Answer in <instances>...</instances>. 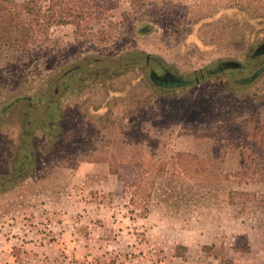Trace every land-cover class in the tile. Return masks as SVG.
<instances>
[{
	"label": "rangeland",
	"instance_id": "374dc122",
	"mask_svg": "<svg viewBox=\"0 0 264 264\" xmlns=\"http://www.w3.org/2000/svg\"><path fill=\"white\" fill-rule=\"evenodd\" d=\"M128 10L125 0L92 30ZM257 12L264 17V0ZM205 24L170 37L169 22L146 36L130 22L107 44L57 27L56 56L0 70V264H264V209L247 201L263 186L231 177L264 107L228 144L188 127L249 74L222 70L194 82L196 73L257 54L264 20L238 47L211 42L217 29ZM141 53L159 75L164 60L183 85L156 86L146 65L123 68Z\"/></svg>",
	"mask_w": 264,
	"mask_h": 264
},
{
	"label": "trees",
	"instance_id": "16d2710c",
	"mask_svg": "<svg viewBox=\"0 0 264 264\" xmlns=\"http://www.w3.org/2000/svg\"><path fill=\"white\" fill-rule=\"evenodd\" d=\"M124 1L0 0V70L4 72L21 62H37L43 56H56L60 40L53 38V31L62 26L71 25L78 36L107 44L119 40L126 33L124 25L130 22H134L131 31L139 36L158 33L157 24L169 22L174 24L172 31L166 28V35L170 37H176L174 33L181 32L182 29L188 32L193 27L206 23V27L214 25L217 29L214 37L210 35L211 42L229 38L238 47L250 41V24L264 20L257 12L261 0H128L129 10L122 13L121 21L110 22L95 32L92 30L94 25L112 17L113 12ZM230 11L234 13L231 19L225 14ZM246 54V60L235 58L218 64L214 70L209 68L196 73L199 74L200 81L208 76L221 74L222 70H240L249 74L233 81L231 90L239 89L242 92L235 91L229 96L216 98L205 109L201 108L200 117L188 125L192 133L202 130L212 132L221 139H226L225 143L228 144L233 133L242 132L245 117L254 108L264 107V83H259L264 76V62L260 65L257 63L259 58L264 57V45L257 50V54H250L249 51ZM134 55L128 53L124 58L131 60ZM141 55V60L130 61L123 68L146 65L149 67L150 79L156 86L170 87L171 84L156 82L154 77L158 72L150 68L151 56L145 53ZM157 66L162 71L160 75L173 74L164 60H159ZM238 93L244 95H236ZM146 102L143 101L140 111L144 109L143 104ZM243 135L242 145L239 146L240 159L231 177L240 184L262 185L263 192H248L247 201L260 203L264 209V121L256 123L251 131Z\"/></svg>",
	"mask_w": 264,
	"mask_h": 264
},
{
	"label": "flooded vegetation",
	"instance_id": "af4514ba",
	"mask_svg": "<svg viewBox=\"0 0 264 264\" xmlns=\"http://www.w3.org/2000/svg\"><path fill=\"white\" fill-rule=\"evenodd\" d=\"M196 73V72H195ZM198 75L199 74H197V76H196V79H197V82H200V80L198 79ZM157 77H156V79H164V78H169V79H171L172 81L174 80V81H177V78L173 75V74H166V75H156ZM158 77H161V78H158ZM178 82V81H177ZM177 82L175 83H170L171 84V86L169 87V86H167V88H172V87H180L181 85H183V82H179L178 84H177ZM23 153V152H22Z\"/></svg>",
	"mask_w": 264,
	"mask_h": 264
},
{
	"label": "water",
	"instance_id": "95a60500",
	"mask_svg": "<svg viewBox=\"0 0 264 264\" xmlns=\"http://www.w3.org/2000/svg\"><path fill=\"white\" fill-rule=\"evenodd\" d=\"M156 77H157V76L155 75L154 78H155L156 82H159V83H162V84H166V85H168V84H170V83H172V82H173V83H174V82H175V83L177 82V81H174V80L172 81V80L169 79V78H167V79H166V78L162 79L161 77H158V78H161V79H156Z\"/></svg>",
	"mask_w": 264,
	"mask_h": 264
}]
</instances>
